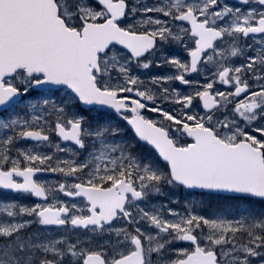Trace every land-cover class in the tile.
Segmentation results:
<instances>
[{
  "label": "snow or ice",
  "instance_id": "1",
  "mask_svg": "<svg viewBox=\"0 0 264 264\" xmlns=\"http://www.w3.org/2000/svg\"><path fill=\"white\" fill-rule=\"evenodd\" d=\"M0 264H264V0H0Z\"/></svg>",
  "mask_w": 264,
  "mask_h": 264
}]
</instances>
